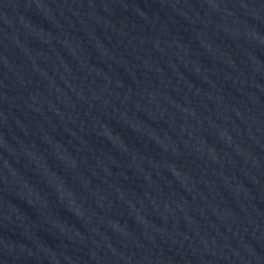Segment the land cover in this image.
<instances>
[{
	"label": "water",
	"instance_id": "1",
	"mask_svg": "<svg viewBox=\"0 0 264 264\" xmlns=\"http://www.w3.org/2000/svg\"><path fill=\"white\" fill-rule=\"evenodd\" d=\"M0 264H264V0H0Z\"/></svg>",
	"mask_w": 264,
	"mask_h": 264
}]
</instances>
